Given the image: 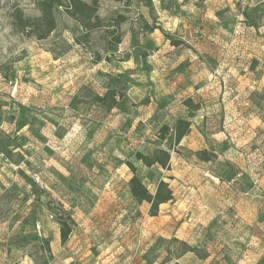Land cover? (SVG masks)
Listing matches in <instances>:
<instances>
[{"label":"rangeland","instance_id":"1","mask_svg":"<svg viewBox=\"0 0 264 264\" xmlns=\"http://www.w3.org/2000/svg\"><path fill=\"white\" fill-rule=\"evenodd\" d=\"M42 1L0 0V264H264V0H87L106 21L92 32L61 0L41 40ZM154 148L169 171L136 160ZM129 162L174 193L155 217ZM52 202L74 220L65 246ZM174 239L196 252L175 260Z\"/></svg>","mask_w":264,"mask_h":264},{"label":"trees","instance_id":"2","mask_svg":"<svg viewBox=\"0 0 264 264\" xmlns=\"http://www.w3.org/2000/svg\"><path fill=\"white\" fill-rule=\"evenodd\" d=\"M69 6L67 8L70 16L77 20L84 28L90 32L95 30H100L106 28V21L103 20L99 15V7H97V2L88 3L87 0H68ZM61 0H43L40 7L41 12V23L38 32H42L40 39H47L57 28L56 21H54V12L57 8L62 7ZM53 18V19H52ZM44 20V22H43ZM256 26V25H252ZM43 30V31H42ZM154 30V29H151ZM169 38V37H168ZM171 41V40H170ZM120 40L117 39V44H120ZM175 46V44H174ZM141 58L146 62L147 54H142ZM119 94L115 89H109L103 97H97L96 102L100 104L104 109L108 111L113 110L118 107L117 98ZM121 97V96H120ZM184 105L188 109H192L189 113V118H194L196 112L200 111V105H194L191 99L184 101ZM1 110V109H0ZM26 125L21 124L18 126L17 131L22 130ZM192 123L187 119L179 118L175 121L173 129L169 127H163L162 139L169 136L172 132L171 141L174 142L175 146L181 144L182 140L187 137L191 132ZM10 138H7L9 142ZM5 144V145H4ZM0 139V155L7 156L9 154L11 145L4 143ZM9 156V155H8ZM199 161L203 163H210L212 161V154L207 151H200L196 153ZM135 158L138 162L143 164L146 168L158 167L160 169L169 171V162L171 160V152L169 149L154 148L150 154L144 152H137ZM128 166L132 171V178L129 181V190L133 202L137 205L148 204L150 206V215L155 217L158 215L160 206L168 204L174 200V193L170 188L168 182L164 179L160 180L157 184L155 193H151L144 182L137 175L136 167L129 162ZM53 202L48 204L47 210L54 222L59 226L61 244L65 246L72 233L74 220L72 216L64 209L63 205L58 204V206H53ZM171 243H179L182 247L179 255L175 260H179L182 256L188 253H195L196 250L186 243L179 242L176 239L172 240ZM178 264V263H174Z\"/></svg>","mask_w":264,"mask_h":264}]
</instances>
